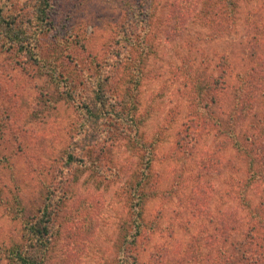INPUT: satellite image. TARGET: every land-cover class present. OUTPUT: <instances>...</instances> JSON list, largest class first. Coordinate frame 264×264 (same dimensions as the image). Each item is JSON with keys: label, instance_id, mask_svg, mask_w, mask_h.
I'll return each instance as SVG.
<instances>
[{"label": "rangeland", "instance_id": "obj_1", "mask_svg": "<svg viewBox=\"0 0 264 264\" xmlns=\"http://www.w3.org/2000/svg\"><path fill=\"white\" fill-rule=\"evenodd\" d=\"M2 1L3 41L14 24L41 56L0 48V264L47 204L38 264H264V0H209L214 25L207 0H52L45 22ZM144 34L139 83L114 65L98 77L94 58ZM211 94L214 116L236 112L261 143L256 165L193 118Z\"/></svg>", "mask_w": 264, "mask_h": 264}, {"label": "trees", "instance_id": "obj_2", "mask_svg": "<svg viewBox=\"0 0 264 264\" xmlns=\"http://www.w3.org/2000/svg\"><path fill=\"white\" fill-rule=\"evenodd\" d=\"M29 1H32L34 3L33 5L34 12H36L38 16L42 17V18H39V21L45 22L44 18L47 17L48 9L50 12L52 0H29ZM146 1H150V0H146ZM210 4L211 5L209 6V0H207V3L204 5L203 13L206 16L207 15L209 16V23L214 25L219 18H222L224 16L223 14L220 13L218 15H214L213 17H211L210 16L211 13H209L208 10L212 9L215 6V3L213 1H210ZM5 5L6 4H4L3 1L0 0V25H2V23L5 20V13H6ZM14 6H15L14 11L17 12L19 10V13H17V15L15 16H17L20 20L25 18V13L23 14L24 11L22 9H19L20 7L18 3H15ZM229 17L231 16L229 15L228 19ZM150 19H151V16L149 15L148 9H147V21H150ZM7 27H9L7 34L9 35V38H11L12 41L10 45H7V43L3 41V37L0 36V48L2 47L3 49H6L7 51H11V50H14V48H17L19 46L17 50L18 53L19 51L25 50V52L29 54L30 58L34 60H39L38 57L41 56V53L36 51L37 45H34V43L31 42L30 36L26 35L27 37H25L24 32L23 33L20 31L17 32L15 29H18L19 26L15 27L14 24L9 25ZM20 36H22L23 38H21ZM148 42L149 40L146 39V34H144L143 37L136 35V37L134 36V40L131 42L132 44L129 48L121 47V48L115 49L114 55L111 58V60H109L108 63L100 64L98 63V60L94 58L93 65H94L95 71H97L98 77L99 78H101V76L103 77V75L105 74L104 71L108 69V65H110V67L114 65L116 66V68H122V69L124 68V70L128 72L126 74H129L130 77L135 78L136 81L139 83L140 79L146 73L145 68H146L147 61L145 60L148 57L147 55L149 51L150 52L152 51V48L148 46ZM207 76L211 79L212 84H213V81H214L213 79H216L214 78V73H211L210 75H207ZM124 77L127 78L129 76H124ZM186 77L189 78V76H186ZM240 78H241L240 76H237V79H240ZM96 79L98 78L96 77ZM67 81L68 80L64 79L63 87L66 88L69 86V88L65 90V94H68L67 98L71 100L73 98L72 95L75 93H72V86L67 84ZM195 82H197V78H195L193 75V85L195 84ZM238 84H239V80H238ZM194 87L197 88V85ZM75 91L78 93L77 89H75ZM76 98L79 99L78 96ZM239 99L240 97H238V94H237L236 103L234 104V107H233L234 111H237V107H239L240 104H245V101H239ZM206 100L209 101L206 103V105L209 108L205 105L204 106L205 110L201 112L202 114H199L200 111H198V108L193 107V118L203 123L204 126L219 128L220 136L223 135V140L221 141L222 145L223 146L233 145V149L237 152V154H239L241 157H249V158L252 157V161H254L256 165V162H258V160L257 158L255 159V156L257 154L258 148L261 145V143L258 144L257 143L258 141L255 138L244 139L243 136L238 134L234 125L237 122H239L241 118L235 116L236 112L233 113L232 116L228 120H223L216 115L214 116L215 113L213 112L212 108H210V103L213 104V101L215 100L214 94L208 95L202 102L204 103ZM88 114L90 115L91 112L88 111ZM132 122L133 123L136 122L135 116H133ZM262 126L264 127V124ZM71 159H72V156H71ZM0 200H1V196H0ZM50 211H51L50 205L47 204L44 207V209L42 210L40 209L37 211L38 212L37 215L31 220V222L29 223L27 222L26 224V232H27L26 242L27 243H24L22 246H15L14 248L7 250V258L11 260V263L13 264H38L39 263L38 259L34 255L38 253L42 249V247L46 245L48 241L49 224L51 222ZM138 219L141 220V217L140 218L137 217V220ZM142 226L143 224L142 225L139 224L137 227L141 228ZM220 251L221 252H219V255H220L219 260H222V261L224 260V262H227L228 261L227 258L230 255H227V251L224 249ZM254 253H255L254 254L255 256H253L255 258L253 260L254 263H259V262L264 261V247L257 248ZM219 260L217 262H220Z\"/></svg>", "mask_w": 264, "mask_h": 264}]
</instances>
